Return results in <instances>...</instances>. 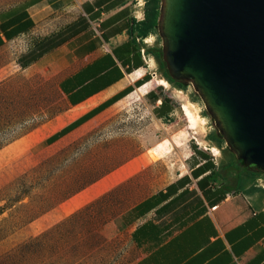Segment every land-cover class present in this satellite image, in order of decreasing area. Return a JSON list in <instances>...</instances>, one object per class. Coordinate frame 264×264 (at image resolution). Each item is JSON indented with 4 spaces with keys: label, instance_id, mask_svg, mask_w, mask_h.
I'll use <instances>...</instances> for the list:
<instances>
[{
    "label": "crops",
    "instance_id": "crops-1",
    "mask_svg": "<svg viewBox=\"0 0 264 264\" xmlns=\"http://www.w3.org/2000/svg\"><path fill=\"white\" fill-rule=\"evenodd\" d=\"M143 5L144 0H11L0 11V51L15 49L31 33H39L40 43L55 36L54 45L27 67L49 73L65 106L46 130L34 129L3 146L0 166L23 153L29 158L16 161L19 171L39 166L48 151L155 79L146 67L147 37L137 34ZM25 55L19 59L25 61ZM127 89L132 91L113 102ZM143 99L156 120H167L176 110L174 98L161 88L151 85ZM186 155L172 180L121 214L128 264H264V179L236 175L204 146L189 145ZM104 182L74 193L62 207L105 194Z\"/></svg>",
    "mask_w": 264,
    "mask_h": 264
},
{
    "label": "rangeland",
    "instance_id": "rangeland-1",
    "mask_svg": "<svg viewBox=\"0 0 264 264\" xmlns=\"http://www.w3.org/2000/svg\"><path fill=\"white\" fill-rule=\"evenodd\" d=\"M10 2L0 0V11ZM149 36L146 48H159L157 33ZM40 40L39 33H31L15 49L0 51V149L34 129L46 130L65 107L48 72L16 65ZM145 57L155 79L139 94L135 89L59 143L55 148L63 146L48 151L39 166L17 169V160L29 158L28 153L0 166V264H128L130 245L121 214L175 177L189 145L199 146L194 138H202V147L219 150L215 157L220 165L233 160L224 142L217 146L210 140L220 135L192 87L183 83L181 91L158 85L164 74L150 55ZM151 85L175 100L176 110L167 120H156L143 99ZM184 104L197 117V135L188 129ZM233 171L264 179V172L243 165ZM103 178L105 194L84 205L62 207L74 193Z\"/></svg>",
    "mask_w": 264,
    "mask_h": 264
},
{
    "label": "water",
    "instance_id": "water-1",
    "mask_svg": "<svg viewBox=\"0 0 264 264\" xmlns=\"http://www.w3.org/2000/svg\"><path fill=\"white\" fill-rule=\"evenodd\" d=\"M170 79L189 84L225 147L264 172V0H159Z\"/></svg>",
    "mask_w": 264,
    "mask_h": 264
},
{
    "label": "trees",
    "instance_id": "trees-1",
    "mask_svg": "<svg viewBox=\"0 0 264 264\" xmlns=\"http://www.w3.org/2000/svg\"><path fill=\"white\" fill-rule=\"evenodd\" d=\"M159 4L160 1L159 0H144V5H143V19L140 21L139 25H140V29L139 31H137V34L142 38L145 39L146 37H148L151 34H155L156 30H155V26H156V22H157V18L159 15ZM55 39V36H52L44 41H42L41 43H39L36 47V49L34 50V52H30L28 54L25 55V61H22L21 59H19V65L21 67H27L32 61H34L37 57H39L40 55H42L44 52L48 51L54 44H52L53 40ZM146 53L148 55H150L158 64V67L160 69V71L164 74V79L173 87L177 88L178 90H185L186 88L184 87V85L180 82H176L173 81L172 79H170L167 75L165 66L162 62L161 59V52H160V47L159 48H150L146 50ZM149 78H145V81H147ZM140 85H142L141 83H137L136 87H139ZM132 91V89H127L125 90V92H123L120 96H118L117 98H115V101H118L119 99H121L122 97H124L125 95H127L128 93H130ZM193 100V99H192ZM197 101L196 99L193 100V102ZM163 104V102H162ZM83 121H77L73 124H70L66 127H64L63 129H61L60 131L54 133L53 135H51L47 140L46 143L47 144H51L54 141L58 140L59 138H61L62 136L66 135L67 133H69L70 131H72L73 129H75L77 126H79L81 123H83ZM211 141L215 142L217 144V146H219L223 140L221 138L218 137H214L212 136L210 138ZM233 156V155H232ZM239 165H243L241 161L236 160L233 156V160H230L229 163L226 165V167L230 170H235L236 168L239 167ZM249 175H256L255 173H248Z\"/></svg>",
    "mask_w": 264,
    "mask_h": 264
},
{
    "label": "bare ground",
    "instance_id": "bare-ground-1",
    "mask_svg": "<svg viewBox=\"0 0 264 264\" xmlns=\"http://www.w3.org/2000/svg\"><path fill=\"white\" fill-rule=\"evenodd\" d=\"M151 38H152L151 36H148L145 39L144 42L146 44L149 43V41H150ZM133 78H135V77H133ZM157 84L160 85V86H162V87H164V88H168L169 87V83L165 79H158L157 80ZM140 91H142V87L136 89L137 94H139ZM182 112H183V115H184V117L186 118V120L188 122V129L193 130V134L194 135H197V133L195 132V130H196V120H197V117L189 110V108L185 104L182 106ZM57 128L58 127H54L50 131H48L47 133H51V132L53 133L54 131L57 130ZM194 139L196 140L197 145H199V146H202L203 145L202 138H198L197 137V138H194ZM208 150H209V152L212 155L217 156V157L219 156V150L216 147H209Z\"/></svg>",
    "mask_w": 264,
    "mask_h": 264
},
{
    "label": "built area",
    "instance_id": "built-area-1",
    "mask_svg": "<svg viewBox=\"0 0 264 264\" xmlns=\"http://www.w3.org/2000/svg\"><path fill=\"white\" fill-rule=\"evenodd\" d=\"M152 76L154 77L155 76V73H153Z\"/></svg>",
    "mask_w": 264,
    "mask_h": 264
},
{
    "label": "flooded vegetation",
    "instance_id": "flooded-vegetation-1",
    "mask_svg": "<svg viewBox=\"0 0 264 264\" xmlns=\"http://www.w3.org/2000/svg\"><path fill=\"white\" fill-rule=\"evenodd\" d=\"M249 169H251V168H249ZM252 170H255V169L252 168Z\"/></svg>",
    "mask_w": 264,
    "mask_h": 264
}]
</instances>
